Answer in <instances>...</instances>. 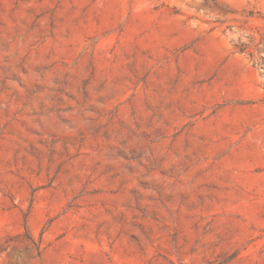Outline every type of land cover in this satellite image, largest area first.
Segmentation results:
<instances>
[{
  "label": "rangeland",
  "instance_id": "374dc122",
  "mask_svg": "<svg viewBox=\"0 0 264 264\" xmlns=\"http://www.w3.org/2000/svg\"><path fill=\"white\" fill-rule=\"evenodd\" d=\"M0 264H264V0H0Z\"/></svg>",
  "mask_w": 264,
  "mask_h": 264
},
{
  "label": "trees",
  "instance_id": "16d2710c",
  "mask_svg": "<svg viewBox=\"0 0 264 264\" xmlns=\"http://www.w3.org/2000/svg\"><path fill=\"white\" fill-rule=\"evenodd\" d=\"M241 49V48H240Z\"/></svg>",
  "mask_w": 264,
  "mask_h": 264
}]
</instances>
